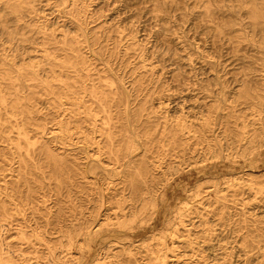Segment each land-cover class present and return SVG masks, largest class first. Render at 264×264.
<instances>
[{"label":"rangeland","instance_id":"1","mask_svg":"<svg viewBox=\"0 0 264 264\" xmlns=\"http://www.w3.org/2000/svg\"><path fill=\"white\" fill-rule=\"evenodd\" d=\"M17 2L15 14L9 4ZM75 5L80 10L78 0H0V62L37 55L48 34L58 61L77 62L79 86L112 84L113 94L103 93L109 128H101L98 108V125L80 123L110 132L113 154L104 143L101 159L111 171L87 175L67 150L69 141L54 139L62 112L57 85L75 73L55 68L64 77L48 73L47 92L26 89L25 67L17 64L23 73L9 72L10 92L22 109L11 116L41 150L26 152L23 144L20 154L0 152V233L7 247L41 264L63 257L87 264L103 261L102 236L100 247L111 241L134 248L144 240L156 250L155 236L166 242L167 264H264V187L231 185L235 178L264 185V146L246 154L250 139L241 134L246 123L264 119V0H87L78 15ZM26 61L29 68L47 66ZM159 104L161 114L152 108ZM176 116L187 129L172 138ZM86 233L94 240L84 241ZM70 237L78 243L68 247ZM87 243L90 251H83ZM133 252L121 264L149 263L146 252Z\"/></svg>","mask_w":264,"mask_h":264},{"label":"bare ground","instance_id":"2","mask_svg":"<svg viewBox=\"0 0 264 264\" xmlns=\"http://www.w3.org/2000/svg\"><path fill=\"white\" fill-rule=\"evenodd\" d=\"M78 1L80 3V10L78 5H75L74 7L75 13L77 15L80 14L82 10L85 11L89 6L87 5V0H78ZM22 4H25L27 6L30 5L26 1H23ZM19 5H21V2H17L16 4L14 3L9 4V7H12L13 13L16 14L17 11L20 9ZM263 21H264V17L260 20V23H262ZM44 22L45 21L41 22L42 30H44V26H45ZM131 38H132L131 39L132 44H135L136 38L134 37ZM53 39L55 40V38ZM65 49L68 50V48H63L61 50H65ZM36 54L37 55L34 56L29 55L26 57V59H22L20 57L13 55H7L0 62V66L6 67L4 69H0V144H6V146H0V152L5 150V148L6 149L9 148V150H15L17 153L20 154L21 153L20 151L23 148H25V150H27L26 152H28L30 146H31V150H35V149L41 150L40 149L41 147L38 146V142L31 141V138L27 135L25 129L18 127V122L15 116H11V112H13L14 110L15 111L21 110L22 106L20 107L14 104V102H17L18 97L17 94H14V92H10L11 89H14L15 85L11 81L13 80V76H10L9 72H11V74H16V73L22 74L23 71H21V69L17 67V64L23 63L25 70L24 73L22 74L24 80L22 82L23 84L22 86H25L24 88L26 89L33 87L47 92L51 88V85L49 83L47 84L46 80H44V77H47L48 73L54 74L52 78L59 81V78L64 76L61 75V72L56 74L58 71L55 70V68L60 67L67 72L71 70L73 71L72 68L77 67L76 65L77 62L74 63V58L72 56L68 58L66 57L65 59L67 60L64 59L63 61H58L59 60L58 55L56 56L52 55V53L50 52V47H48V34L45 35L44 37V46L42 50H39ZM26 60L39 61V62L41 61L45 63L47 66H45V68L43 69H36V67H38L36 65L37 62H34L30 65L32 67L29 68L24 64L25 62H27ZM81 64L82 66L85 64L84 60L81 62ZM73 73H75L74 76L65 77L70 80L69 82L57 85L62 90L61 92L62 97L58 100L57 107L59 106V108L62 110L61 113L63 115L61 116L60 113L55 116L58 120H57V131H56L57 133L55 134L54 139L61 138L66 141L67 140L69 141L70 148H68L67 150L74 152L72 158L78 160L79 169L82 171L83 169H85V173L87 175L90 174L97 176L99 174L102 175L104 173H109L111 169H108L104 166L105 164L102 161L101 156L104 155V148L102 146V144L104 143H107L109 145L108 154L109 155L113 154V150L111 149L112 136L110 132L97 131L95 128H93L92 130L90 129L88 130L86 128L84 129L80 126V123L81 121H88L89 124H94V126L98 125L97 123L99 119L95 114V110H94L95 108H98L104 115V117L102 118L105 119V121H102L100 123L101 128L104 130L105 128L108 127L110 117L107 116V112L109 109H108V105L106 104V100L103 97L104 96L103 93H109L108 91L110 90L113 92L114 86L110 83L104 84L102 86L101 84L94 83V81L93 83L90 84L87 83L86 86H79V84L84 82L83 77H81V73L79 72L77 73L76 71H73ZM25 80H32L34 81V84L33 85L25 84ZM112 92L110 93L113 94ZM57 107H53V108H57ZM152 108L156 109V113L159 114H161L162 112H164L163 110H165V106L163 104H159L156 107L152 106ZM57 112L58 111L55 110V113ZM72 113L74 114L72 115ZM74 116H76L75 119ZM30 120L32 119L30 118ZM5 122L6 123L8 122V124L10 125L9 126L5 125ZM175 124L177 125V129L172 130L171 132L172 138H175L179 134H184L183 133L184 130L187 129L186 121L182 118V116H176ZM75 129H78V131L76 132ZM243 129L244 130L241 131L242 137L246 139L248 138L250 139L245 145L244 152L246 154L256 153L259 147L264 146V143L259 141L257 142L258 139L264 138V119L261 118L256 121H252L248 124L246 123ZM9 133L14 134V138L17 140L16 144H12L13 137L10 136ZM90 134L92 136H90ZM23 144L24 147L22 148ZM90 153L92 155H95L96 158H92V155ZM81 155H84V157L80 158ZM82 160H85V162H81ZM132 172L135 173V175L141 177L140 169L136 170L134 167ZM232 181L233 182L231 185L237 188V190L239 188H244V187H247L249 189H261L264 187L263 184L258 186V183H256L254 179L244 180L243 178H235ZM129 182L131 183V178ZM133 183L135 185V182L132 180V185ZM147 193L149 194V192ZM152 207L153 206H151V209ZM107 234L109 233L107 232ZM76 235H81V234L77 233ZM110 235L112 236L113 234L110 233ZM117 235L118 234H116V236ZM104 236L106 237L107 235ZM102 237L99 238L100 239L99 250L100 251L105 250L103 261L100 262L101 258L92 259V261L90 263H88L89 262L88 261L87 264H108V263H113L112 260H115L113 264H121L122 258L128 259L130 256L135 254L133 250H136L138 253L146 252V255L150 257L148 264H167L166 262L167 255L165 254L166 242L158 239V237L154 236L151 238V240L158 241L160 247L157 248L156 250L152 249V244L145 243L144 240L138 242L137 246H135L134 248L132 246V243L117 242L119 245L117 243L115 244L120 247L119 249H116L117 247L113 248L116 245L113 246L112 244H110L111 241H107V244H105V246L100 247L103 241V239H101ZM4 240L5 239L3 238V232H2L0 233V264H41L39 262H35L34 261L35 259L26 257L21 253H14L13 251H11L10 248L7 247ZM83 240L90 242L94 240V236L91 235V233L83 234ZM76 243H78V241H74L70 237L68 247L73 246ZM89 245L90 244L87 243L83 251L86 250L90 251L91 246L89 248ZM76 249L79 252V254H81L82 247L78 246ZM83 251L82 253H84ZM98 254L100 255V253ZM83 257H85L84 254L82 255V258ZM87 258L88 256H86L82 260H86ZM245 263H247V261H245ZM44 264H48V258L46 259V262ZM50 264H74V262L71 259L67 260L66 257H63V258H58L56 261L52 260Z\"/></svg>","mask_w":264,"mask_h":264}]
</instances>
